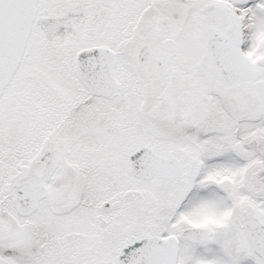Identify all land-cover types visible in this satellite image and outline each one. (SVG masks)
Instances as JSON below:
<instances>
[{
	"label": "snow or ice",
	"instance_id": "obj_1",
	"mask_svg": "<svg viewBox=\"0 0 264 264\" xmlns=\"http://www.w3.org/2000/svg\"><path fill=\"white\" fill-rule=\"evenodd\" d=\"M0 264H264V0H0Z\"/></svg>",
	"mask_w": 264,
	"mask_h": 264
}]
</instances>
